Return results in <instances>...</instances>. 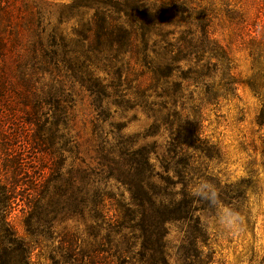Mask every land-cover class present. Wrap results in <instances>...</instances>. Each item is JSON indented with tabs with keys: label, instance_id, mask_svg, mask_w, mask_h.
Listing matches in <instances>:
<instances>
[{
	"label": "rangeland",
	"instance_id": "374dc122",
	"mask_svg": "<svg viewBox=\"0 0 264 264\" xmlns=\"http://www.w3.org/2000/svg\"><path fill=\"white\" fill-rule=\"evenodd\" d=\"M73 2L0 0V39L8 40L0 49V79L14 81L26 62L37 78L38 91L31 93L50 99L48 87L58 86L55 101L67 110L58 113L64 118L58 128L52 105L44 110L47 126L58 132L51 177L89 184L97 191L88 197L104 198L106 205L101 214L88 204L99 228L75 212L55 228L40 225L36 233L43 238H32L43 243L35 261L81 264L67 245L108 249L109 234L117 230L125 246L121 235L129 230L118 215L140 208L147 147L152 195L169 209L190 205L184 217L167 210L174 217L167 224L171 264H206L210 256L212 264H264V0H78L71 7ZM139 5L157 13L148 44L139 38L136 50L118 38L94 42L95 20L126 21ZM179 47L186 58L172 69L144 59L146 51L163 57ZM22 93L21 84L11 90V110L23 109ZM21 117L16 112L14 123L20 125ZM192 119L201 126L198 148L172 152L174 138ZM228 210L239 217L232 227L220 222ZM24 215L18 209L11 216L20 234L26 232ZM196 230L203 254L194 262L188 256L197 253L191 244Z\"/></svg>",
	"mask_w": 264,
	"mask_h": 264
},
{
	"label": "trees",
	"instance_id": "16d2710c",
	"mask_svg": "<svg viewBox=\"0 0 264 264\" xmlns=\"http://www.w3.org/2000/svg\"><path fill=\"white\" fill-rule=\"evenodd\" d=\"M129 1L136 3V0ZM77 3L78 0H74L70 6L75 7ZM139 7L137 12L128 14L126 21L115 20V23L112 24L113 22H107L104 17H101L102 20L99 23L95 20L94 36L96 39L94 42H107L118 38L125 43L127 41V44L136 50L141 49L139 38L143 40L144 44H148L157 25V13L150 7L145 9L142 5ZM204 30L205 35H209L206 26H204ZM7 47L8 40L1 38L0 49L4 51ZM143 49L145 50V47ZM183 50L182 47H179L177 52L173 51L175 52L173 55L168 54L163 57L151 56L146 54V51L144 59L150 63L155 62L156 68L160 70L165 67L172 69L186 58L179 54ZM22 69L14 81H10L8 75L0 79V106H5L3 112H0V264H38L34 259L35 251L40 252L43 243L41 241L34 243L32 238L34 236H38L40 240L43 238L42 233H36L39 232L40 225L55 228L57 223L69 218L68 214L75 212L82 214L85 221H89V227L99 228V224L95 226L92 221L95 218L94 215H91L90 212L88 215V204L89 202L95 203L93 209L100 211L101 214L105 211L106 206L104 198L92 200L88 197V195L91 196L92 191H97L92 190L89 184L76 183L73 177L69 182L64 180L62 175L57 178L51 177L53 168L48 163L49 160H54L56 155L54 148L57 147L58 132L46 124L44 119L45 104L52 105L56 114L63 113L62 115H64L67 110L60 104V100L55 101L60 98L58 86L56 89L48 87L51 90L48 95L50 99H46V96L39 92L31 93L30 91L33 89L38 91L36 72L31 71L26 62ZM158 69L155 73L159 72ZM16 84L22 85L23 109L11 110L13 108L11 102L9 105L6 101ZM18 111L23 114V117L18 119L21 122L20 125L14 123L13 118V115ZM59 114L55 128H58L64 120V118L60 120ZM200 128V122L195 119L190 120L184 131H180L174 138L175 143L172 146H175V149L171 151L177 154L178 148L185 149V151L198 148L197 145L201 140ZM148 149L144 148L143 159V166L148 173L147 182L144 183V186L140 185L139 197L136 196L139 198L140 208L139 210L130 209L128 215H118V221L122 223L121 228L126 231L131 230V232L128 231L121 235L125 246L120 240H117L116 236L120 233L119 230L113 233L115 235L109 234L108 239L111 242V247L108 249L103 246L95 249L88 245L82 247L80 241L67 245L66 250L73 252L72 257L79 256L81 264H171L167 247L169 235L167 224L174 217H170V214L183 216L181 214L186 203L187 206L190 205L187 201L179 203L177 208L169 209V203L166 204V200L162 197L156 200L158 194L153 193L154 195H152L149 182L153 175L152 171L149 174L148 169L152 170L154 165L150 159L152 151ZM30 151L34 154L30 155ZM147 186L150 188L147 189ZM187 191L189 190L185 189V192ZM136 192L134 187L133 193L136 194ZM186 194L189 197L193 196L192 190ZM96 195L102 196L100 193H96ZM18 209L25 213V234H20L11 220L12 214ZM115 220L110 219L111 222ZM197 231L200 230H196L191 238V244L197 253L195 255L190 253L191 255L188 256L194 262L196 257H201L203 254ZM140 239L142 240L141 246L138 243ZM208 261L206 264H212L213 258L210 256Z\"/></svg>",
	"mask_w": 264,
	"mask_h": 264
},
{
	"label": "clouds",
	"instance_id": "9594fccd",
	"mask_svg": "<svg viewBox=\"0 0 264 264\" xmlns=\"http://www.w3.org/2000/svg\"><path fill=\"white\" fill-rule=\"evenodd\" d=\"M212 196H215V193H212ZM239 217L237 213H234L230 210L225 211L221 217H220V222L225 226V227H232L237 221Z\"/></svg>",
	"mask_w": 264,
	"mask_h": 264
}]
</instances>
